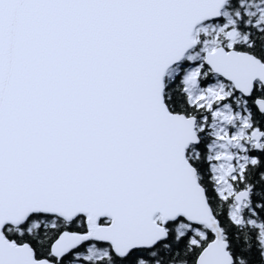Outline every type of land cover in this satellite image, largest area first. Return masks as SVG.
Returning <instances> with one entry per match:
<instances>
[{
  "label": "snow or ice",
  "instance_id": "obj_1",
  "mask_svg": "<svg viewBox=\"0 0 264 264\" xmlns=\"http://www.w3.org/2000/svg\"><path fill=\"white\" fill-rule=\"evenodd\" d=\"M0 264H264V0H0Z\"/></svg>",
  "mask_w": 264,
  "mask_h": 264
}]
</instances>
